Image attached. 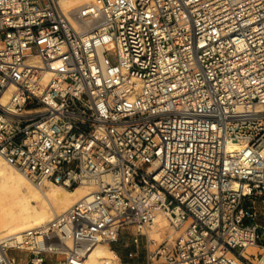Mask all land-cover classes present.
I'll return each instance as SVG.
<instances>
[{
  "label": "built area",
  "instance_id": "1",
  "mask_svg": "<svg viewBox=\"0 0 264 264\" xmlns=\"http://www.w3.org/2000/svg\"><path fill=\"white\" fill-rule=\"evenodd\" d=\"M0 156L93 184L0 264H85L121 231L144 264H264V0H0Z\"/></svg>",
  "mask_w": 264,
  "mask_h": 264
},
{
  "label": "bare ground",
  "instance_id": "2",
  "mask_svg": "<svg viewBox=\"0 0 264 264\" xmlns=\"http://www.w3.org/2000/svg\"><path fill=\"white\" fill-rule=\"evenodd\" d=\"M91 1L93 0H60V6L69 10ZM92 190V182L77 184L71 188L49 181L34 182L0 156V240L5 241L7 236L45 226ZM170 228L175 231L171 226ZM166 230L167 219L164 214L157 212L147 231L148 237L157 240L165 234L171 240L173 232L168 233ZM110 246L107 242L96 243L89 252L86 263L98 264L103 259L100 264H121L109 260V256L118 258ZM50 248L60 251L55 243ZM255 249V245L247 246L250 252ZM33 260L38 261V258L34 257Z\"/></svg>",
  "mask_w": 264,
  "mask_h": 264
},
{
  "label": "rangeland",
  "instance_id": "3",
  "mask_svg": "<svg viewBox=\"0 0 264 264\" xmlns=\"http://www.w3.org/2000/svg\"><path fill=\"white\" fill-rule=\"evenodd\" d=\"M166 232L170 233L173 232L172 236H170L172 239L176 236V232L173 231L167 221V230ZM162 240H169L166 235L162 234L161 237L155 241V244L161 242ZM262 241L264 242V238L262 239ZM132 243H131V236L129 235V233H127L126 231H121L119 238L117 241L113 242L111 244V248L115 251V253L117 254V256L119 258H115L113 256H109L110 259L112 260V262L114 263H121V264H125V263H140V264H144L146 261V251H147V244L145 242V237L144 236H140L139 238V252L137 257L131 259L129 257H127V252L132 249ZM150 248H153L154 245H149ZM63 256L61 254L58 255H48L47 256V264H53V262L58 259L60 260ZM108 257V258H109ZM103 259H101L102 261ZM101 261L98 263L100 264ZM44 264V263H43ZM85 264L86 260H85ZM159 264H165V262H160Z\"/></svg>",
  "mask_w": 264,
  "mask_h": 264
},
{
  "label": "crops",
  "instance_id": "4",
  "mask_svg": "<svg viewBox=\"0 0 264 264\" xmlns=\"http://www.w3.org/2000/svg\"><path fill=\"white\" fill-rule=\"evenodd\" d=\"M111 247V246H110ZM114 251V250H113ZM115 252V251H114Z\"/></svg>",
  "mask_w": 264,
  "mask_h": 264
}]
</instances>
